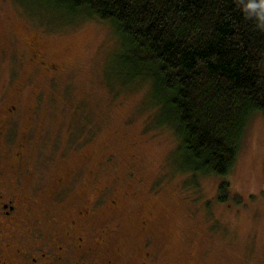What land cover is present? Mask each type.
Returning a JSON list of instances; mask_svg holds the SVG:
<instances>
[{
	"label": "rangeland",
	"instance_id": "374dc122",
	"mask_svg": "<svg viewBox=\"0 0 264 264\" xmlns=\"http://www.w3.org/2000/svg\"><path fill=\"white\" fill-rule=\"evenodd\" d=\"M29 3L0 0L5 172L39 189L40 204L66 187L59 216L96 203L91 226L117 227L115 246L127 243L132 260L140 257L139 222L149 217L156 264H264V116L250 120L226 179L179 173L176 142L170 130L156 129L147 86L122 85L111 28L79 18L68 24L64 13ZM33 52L51 70L32 64ZM24 140L27 155L17 166ZM221 182L229 185L224 203Z\"/></svg>",
	"mask_w": 264,
	"mask_h": 264
},
{
	"label": "trees",
	"instance_id": "16d2710c",
	"mask_svg": "<svg viewBox=\"0 0 264 264\" xmlns=\"http://www.w3.org/2000/svg\"><path fill=\"white\" fill-rule=\"evenodd\" d=\"M242 2L30 0L29 5L67 16L68 24L79 18L109 26L120 46L122 85L147 86L156 129L170 130L176 142L177 171L226 179L250 120L264 116V32L243 18ZM228 189L227 182L219 184L218 203L228 200Z\"/></svg>",
	"mask_w": 264,
	"mask_h": 264
},
{
	"label": "flooded vegetation",
	"instance_id": "af4514ba",
	"mask_svg": "<svg viewBox=\"0 0 264 264\" xmlns=\"http://www.w3.org/2000/svg\"><path fill=\"white\" fill-rule=\"evenodd\" d=\"M30 62L51 70L38 52H33ZM13 110L9 108L6 114ZM0 138L7 139V128L0 131ZM25 149V140L17 144L14 153L17 166L24 163ZM21 179L18 174L8 175L0 161V264H156L149 217L139 222L137 235L142 237V242L137 248L140 250L135 252L140 257L132 260L127 258L131 251L127 243L122 242V248L115 246L117 227L91 226L96 203L59 216L56 212L58 207L61 209L66 187L54 194L51 202L40 204L44 195L37 188L24 189ZM63 182V179L59 181V188ZM117 202L111 201V207L117 209Z\"/></svg>",
	"mask_w": 264,
	"mask_h": 264
},
{
	"label": "clouds",
	"instance_id": "9594fccd",
	"mask_svg": "<svg viewBox=\"0 0 264 264\" xmlns=\"http://www.w3.org/2000/svg\"><path fill=\"white\" fill-rule=\"evenodd\" d=\"M241 14L257 31L264 32V0H243Z\"/></svg>",
	"mask_w": 264,
	"mask_h": 264
}]
</instances>
